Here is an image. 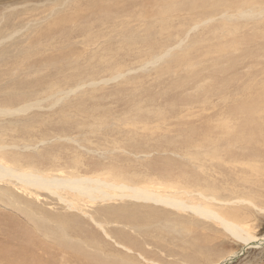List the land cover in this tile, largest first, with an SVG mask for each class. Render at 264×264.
I'll return each instance as SVG.
<instances>
[{
	"label": "rangeland",
	"instance_id": "1",
	"mask_svg": "<svg viewBox=\"0 0 264 264\" xmlns=\"http://www.w3.org/2000/svg\"><path fill=\"white\" fill-rule=\"evenodd\" d=\"M76 8L73 25L72 19L65 20L63 14L74 15ZM8 16L12 21H8ZM65 22L67 30L65 27L66 31H63ZM55 23H60L56 30H61L52 29L57 34L51 36L46 30ZM91 25L98 27L95 31L102 32L98 41L85 32L82 35L80 28ZM113 25H117V32L122 31L125 36L128 27L127 36L134 39L124 50L117 48L122 43L120 36L112 32ZM6 28L7 32L1 37L13 35L3 43L0 41V64L4 62L3 52L12 62L25 52L31 56L21 68H16L13 63L6 68L0 66V92L4 95L8 94V85L12 84L14 76L29 81L48 71H57L61 63L72 66L80 62L74 72L77 77L67 84L63 82V76L58 75L47 83L32 87V95L19 104L12 105L0 99V108L4 109L30 106L23 112L0 114V162L6 165L28 170L37 164L46 174L57 177L65 174L49 169L63 154L71 159L93 155L95 160L106 163L112 155H120L122 162L130 160L142 173L150 171L148 164L165 159L184 166L187 159L178 149L176 132H170L172 141L166 148L153 149L149 153L111 148L93 153L97 143L86 140L90 128L108 125L118 132L125 124H135L142 127L130 129L142 134L144 125L152 130L158 122L177 128V132L185 124L202 122L215 141L217 136H250V140L245 141V149H251L252 141L260 140L262 145L258 148L264 153V0H98L97 3L94 0H0V32ZM69 31L72 32L69 34ZM109 33L112 34L111 41L107 39ZM109 42L115 46L109 48ZM67 47L74 49L76 62H69L67 57L59 60L57 52ZM105 49L108 61L97 64ZM44 56L49 60L43 59ZM52 56L55 58L51 60ZM91 63L96 65L91 67ZM26 65H33L34 71H25L29 67ZM216 123L219 128L214 126ZM195 148L201 153L219 149L212 144ZM228 149L240 150V146L232 145ZM12 155L25 159V163L30 161V164L15 162L11 160ZM259 164L263 167L261 176L252 178L241 174L248 182L238 188H234L233 181L222 184L215 176L202 182L201 186L217 190L222 198L240 194L238 190L257 192L256 200L264 205V162ZM233 174V180L240 176L237 170ZM216 175L221 176V173ZM1 192L10 193L15 205H7L0 196V264H6L4 255L24 251L22 247L30 253L48 251L44 254L46 257L53 252L59 257L65 256L69 247L59 243L53 235L64 232L62 226L55 228L58 224L50 222L56 217L73 215L83 217L91 224L88 217L80 211H69L57 195L48 191L25 189L19 184L0 181ZM59 192L66 191L60 189ZM194 201L205 204L198 199ZM99 204L86 208V212L103 217L106 206ZM216 205L210 206L216 208ZM233 209L228 205L225 212ZM244 211L250 212L243 206ZM42 212L47 217L44 218ZM258 212V225L251 228L261 229V232L258 231V242L251 245L228 236L215 219L181 211L173 224L163 231L166 236L163 241L150 234L152 229L145 235L155 236L149 237L152 248L164 244L165 249L176 253L175 258L182 254L196 258L199 250L197 254L184 250L206 237V245L216 254L232 249H235L234 253L239 251L238 257L228 264H264V210L258 209ZM89 228L94 229L92 225ZM134 235L140 241V233ZM117 238L121 239L120 235ZM153 251L156 257L161 256L156 248Z\"/></svg>",
	"mask_w": 264,
	"mask_h": 264
},
{
	"label": "bare ground",
	"instance_id": "2",
	"mask_svg": "<svg viewBox=\"0 0 264 264\" xmlns=\"http://www.w3.org/2000/svg\"><path fill=\"white\" fill-rule=\"evenodd\" d=\"M94 1L95 3L98 2V0ZM76 10L77 8L73 10L74 15L73 13L70 15L63 14V18L66 17L65 20L72 19V24L76 23ZM83 12L86 11L83 10ZM81 19L82 17H80ZM8 21H12L9 16ZM59 24L55 26L49 25L46 30L47 34H51V36L53 33L57 34L55 30ZM62 26V30L66 31L67 23ZM6 27H8L7 24ZM65 27L66 30L64 29ZM95 27L97 26L81 27L80 29L83 30L82 35L86 33L91 38L95 37L94 40L98 41V39L102 38V32L95 31ZM116 27L117 25H113L112 32L121 38L122 45L119 44L117 47L121 51L134 39L128 37V27H125L126 36L123 35L122 31L118 33L119 28ZM52 29L55 30L52 31ZM7 30L6 28L0 32L1 43L7 39L9 40L13 35L6 34L1 37ZM90 30H94L91 35L89 34ZM63 31L62 35H64ZM71 32L69 31V34ZM111 35L109 33V37H107L109 41H111ZM137 39L135 38V40ZM110 44L109 48L115 46L113 42ZM106 50L101 55V60L96 62L97 64L108 61L105 55ZM57 53L60 54L59 60L62 57H67L69 62H76L74 59L77 58L74 56L72 47L64 48ZM28 56H31V53L19 54L12 62L11 59H8L6 52H3L1 57L4 62L0 66H5L6 68L13 63L16 68H21L25 66L24 64L26 63L24 62ZM50 58L52 60L55 57L52 56ZM43 59L49 60L45 56ZM31 62L34 64V60ZM79 63L72 66L61 63L57 66V71L53 73L48 71L44 76L29 81L23 80L19 75L17 76L19 78H17L13 73V75H9L10 77L14 76L13 79L11 78L13 80L12 84L8 85L9 92L7 95L0 92V99L12 105L19 104L25 101L27 96L32 95L30 91L32 87L40 83H47L58 75L63 76V82L67 84V82L77 77L74 72L79 68ZM95 65V63L89 64L91 67ZM26 66L29 67H25V71H34L33 65ZM66 70L67 72H65ZM9 73L11 74V71ZM77 85L83 86L84 84L78 83ZM28 108L30 106L17 110L0 108V114H14L19 111L23 112ZM214 126L219 128L217 123ZM122 127L118 132H114L108 125H102L100 129L96 127L90 128L86 140L95 141L98 145L97 149L93 150V153L109 148L113 150L132 149L137 153H149L153 149L166 148V145L172 141L170 132H176L178 149L186 157V164L180 166L175 160L165 159L148 164L150 171L142 173L136 170L135 165L130 160L125 159L122 162L123 157L120 155H112L106 163L95 160L93 155H83L82 158L71 159L63 154L61 158L52 162L50 169L48 168L49 171L65 174L63 177H57L46 174L45 170L40 166L38 167L37 164L31 166L28 170H21L0 162V181H7L15 185L19 184L25 189L35 188L55 194L59 197L63 207L69 211H80L91 222L89 224L83 217L80 218L73 215L65 218L56 217L50 222L58 224L55 225V228L62 226L61 229H64V232H57L53 235L59 243L69 247L65 256L59 257L58 253L53 252L50 255L47 254L46 257L44 254L48 251L30 253L26 247H22L24 251L20 250L14 255L3 256V261L6 264H182L181 262L183 261L195 264H228L238 257L239 251L234 253L235 249L220 254L214 253L206 245V242H208L206 237L192 243L188 249L184 250L195 251L196 254L197 250H199V254L194 259L187 258L183 254L180 258H175L176 253L173 250L165 249L166 246L164 244L156 245V247L153 246L154 248H152L149 237L155 236L145 235V232L148 229H152L150 234L158 236L159 240L165 239V228L173 224L178 217V211L192 213L198 217L208 220L212 219V221L215 219L221 224L228 236L238 239L240 243L243 242L242 244L251 245L258 242V234L261 229L258 232L251 227L258 225V209L264 210V205H260L256 200L257 192L252 194V191L244 193L242 190H238L240 194L227 195L222 198L217 190L210 187L204 188L201 183L215 176V180L218 177L222 184L233 181L234 188H238L240 184L243 185L248 182L241 174H247L252 178L261 176L259 173L263 171V167L259 162H264L262 157L264 153L258 148L259 145H262L260 140H251L252 142L250 141L251 144H249L251 149H245V141L250 140V136L243 138L217 136L215 141L210 136L207 126L203 125L202 122L200 124H185L182 129L179 128V132H177V128L166 127L163 122H158V125L152 130L149 129L148 125H144V133L142 134L134 133L130 129L142 127L140 125L125 124ZM210 128L213 130V126H210ZM211 144L219 149L211 153H201V150L195 148L198 145ZM232 145L240 146V150L228 149ZM1 149L2 146H0ZM14 156L16 155L11 156V160L30 164V161L29 163L24 162V158L28 155L23 158L24 161L21 157L16 158ZM63 162L64 164L61 165ZM46 163L43 164L44 168H46ZM235 170L239 172L240 176L233 180V171L235 172ZM216 173H221V176H217ZM87 174L91 175L88 176ZM262 175L264 176V173ZM60 189L66 192L60 193ZM0 196L2 202L7 205H15V199L10 193L1 192ZM194 199L204 201L205 204L197 203ZM95 203H100L99 205L105 203L106 210L101 218H98L97 213H88L85 210ZM211 204H217L216 208L210 206ZM228 205L235 209L228 213L230 208L225 212ZM160 206L165 208L161 209ZM243 206L247 207L250 212H243ZM42 215L44 218L47 217L45 212H42ZM85 225L89 227L92 225L94 229L92 230ZM124 227L130 229V231ZM134 233H140V241L136 239ZM117 235H120L121 239L117 238ZM155 248L161 256H155L153 253Z\"/></svg>",
	"mask_w": 264,
	"mask_h": 264
}]
</instances>
